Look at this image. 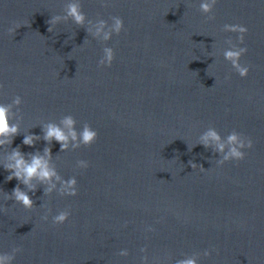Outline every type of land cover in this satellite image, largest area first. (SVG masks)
<instances>
[{"label":"water","instance_id":"95a60500","mask_svg":"<svg viewBox=\"0 0 264 264\" xmlns=\"http://www.w3.org/2000/svg\"><path fill=\"white\" fill-rule=\"evenodd\" d=\"M74 2L85 24L69 17L49 32L47 21ZM201 2L0 0V103L23 98L10 112L19 133L0 145V254L21 249L11 264H264V0H217L211 20ZM112 16L124 19L119 35L88 31L100 19L108 31ZM225 24L249 29L239 45L247 77L224 57L240 35ZM105 47L116 52L110 67L99 65ZM68 114L77 132L85 122L99 131L94 144L70 139L61 151L43 138L52 122L69 133ZM211 128L225 139L235 129L254 147L218 164L224 153L200 142ZM29 135L40 139L24 144ZM16 147L29 162L43 156L60 179L34 178V190L8 180ZM73 177L79 191L69 196L62 189ZM17 184L32 209L8 199ZM63 210L69 219L54 224Z\"/></svg>","mask_w":264,"mask_h":264},{"label":"clouds","instance_id":"9594fccd","mask_svg":"<svg viewBox=\"0 0 264 264\" xmlns=\"http://www.w3.org/2000/svg\"><path fill=\"white\" fill-rule=\"evenodd\" d=\"M217 3V0H202L199 5V10L208 15V19H214L215 16L213 14V9ZM107 7V3L104 4ZM69 17L78 24L84 25L87 20V13L83 11L82 5L78 2L70 3L66 6V15L65 16H54L47 23L50 25L48 31H53V25L58 23L61 19H68ZM111 20L113 23L111 24L108 31H104L105 27L108 25V21L105 19H100L95 28L94 33L92 29L88 31L95 36L99 37L101 33H103V39L105 41L110 40L113 34L119 35L125 28V22L123 17L121 16H112ZM22 27L20 22H15V26L8 29L10 34L15 35L17 29ZM225 31L236 32L240 35L238 36L239 44L234 43L233 40H229V43L232 45L229 49H226L224 52V57L226 60L230 61L234 70L241 76L247 77L250 72V66L241 64V57L248 51L246 46L241 47L239 45L244 44L245 34L249 31L246 25L242 24H225ZM104 56L100 59V66H111L116 52L113 47H105L103 49ZM230 78V77H227ZM4 85L0 83V89H3ZM23 103V98L19 95H16L11 104H3L0 103V145L5 143H12L9 137H14L19 133V127L16 124H12L10 122V112L13 105H21ZM61 124H63L66 128L70 130L69 133H66L64 128L60 125L52 122L46 126L44 139L51 142V140L55 139L61 145V151H64L68 148L69 140L77 141L74 145L76 148H80L83 146H91L94 144L99 138V131L94 129L91 123L85 122L81 131L77 132L75 126L77 124L76 118L71 115H65L61 120ZM37 139L40 137L35 135H29L24 138V144L32 145L35 143ZM201 143L204 144L205 147L210 146V142H215L216 149L224 153L223 159L218 162V164H224L227 161H231L233 159L240 161L246 158L247 153L242 151L245 148H253L254 141L250 137H245L241 132L237 130H233L230 134L227 135L226 139L222 138L221 134L215 129H209L202 137ZM227 151L225 152V149ZM45 153L49 156L51 155L52 149L51 147L45 148ZM11 159L14 163L5 165V168L10 172V175L7 177L8 180H12L16 178L21 183L29 186L30 190H34V186H31L30 182L34 178H38L40 180H48L51 181L53 177L57 180L60 179L59 175L55 168H53L49 161L44 159L43 156L33 154L31 157V161L25 159V154L22 153L19 147L13 148ZM191 167L193 169L200 168L201 170H207L203 167V165H198L195 162L189 161ZM79 164L82 168H87L89 166V162L86 160H80ZM55 187V184L51 186ZM51 191V188L48 189ZM78 180L76 177L71 178L64 182V188L62 192H65L69 196H76L78 194ZM23 205L26 209H32L34 206V201L32 197L28 194V192L21 189L20 184L12 190L10 194H8V199H13ZM7 211V208H5ZM71 215L70 210L60 211L59 214L52 217L54 224H63L65 223ZM43 219L47 220V216L43 217ZM21 249L16 247L12 250L11 253H3L0 254V264H5V261H8L9 264L15 259V254L18 253ZM124 254V253H122ZM206 256L211 255V251L206 250ZM177 264H198V260L195 257H189L185 259H180L177 261Z\"/></svg>","mask_w":264,"mask_h":264}]
</instances>
